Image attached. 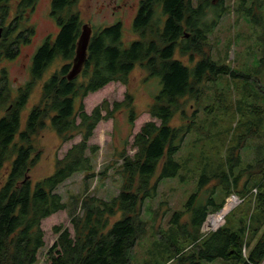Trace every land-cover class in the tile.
Masks as SVG:
<instances>
[{
	"label": "trees",
	"instance_id": "16d2710c",
	"mask_svg": "<svg viewBox=\"0 0 264 264\" xmlns=\"http://www.w3.org/2000/svg\"><path fill=\"white\" fill-rule=\"evenodd\" d=\"M37 1L0 0V113L4 112L0 117V264L37 263L45 247L43 221L66 209L59 187L76 174H86V180L95 176L99 147L90 146L89 140L96 127L122 109H129L131 125L136 120L131 95L112 106L105 100L90 114L84 100L111 83L127 85L135 67L142 65L148 78L158 79L160 89L149 109L153 120L134 136L135 154H128L126 143L120 155V192L110 199L84 197L81 214L72 213L70 217L74 234L63 225H55L57 238L48 251L49 264H134L133 251L145 232L140 209L157 197L162 181L175 178L185 168L178 156L197 124L195 119L175 127L173 119L179 113L187 116L185 103L199 102L206 85L242 77L228 64L214 61L204 48L221 13L209 21L200 0H143L133 24L139 39L126 45L121 22L98 28L83 72L69 81L67 76L83 26L80 13L73 10L79 0H51L50 15L58 34L54 39L47 37L38 47L29 81L14 89L8 70L1 64L14 60L21 46L32 41L35 29L29 22ZM177 53L187 57L190 65L176 58ZM57 59L66 64L45 81L40 102L30 111L22 129V111L35 84ZM203 111L210 114L213 106H205ZM48 121L64 143L78 136L81 141L57 160L52 175L33 184L29 173L40 158L33 137ZM257 151L262 156L242 169L239 155L228 156L229 173L214 176L219 188L207 195L192 217L193 249L189 254L177 249L175 264H203L218 259L231 264H264V152L259 148ZM8 163L10 167L2 177ZM243 177L246 181L242 193L257 190L253 206L250 202L247 210L232 211L221 228L200 238L209 215L223 208L226 197L238 191ZM212 178L200 176L201 192ZM218 191L223 197L219 204L215 201ZM195 197L196 194L192 199ZM118 214L120 219L111 224ZM181 214L176 212L172 217V224L180 230L184 227L179 223Z\"/></svg>",
	"mask_w": 264,
	"mask_h": 264
},
{
	"label": "rangeland",
	"instance_id": "374dc122",
	"mask_svg": "<svg viewBox=\"0 0 264 264\" xmlns=\"http://www.w3.org/2000/svg\"><path fill=\"white\" fill-rule=\"evenodd\" d=\"M200 1L207 9L206 18L209 21L221 13L218 24L208 35L205 51L214 61L228 64L242 77L233 81L222 79L206 85L204 97L199 102L185 103L183 108L187 116L179 113L173 119L172 125L175 127L195 119L197 124L178 156L182 163L185 162V168L175 178L162 181L157 197L146 201L140 209L145 232L133 251L134 264H175L177 249H182L183 254H189L193 249L190 237L194 232L192 217L196 210L201 208V202L205 203L207 195L219 188L214 176L222 172L229 173L228 156L239 155L242 169L248 164H254L262 156L257 148L259 152H264V0ZM50 4L51 0L37 1L29 22L35 29L32 41L21 46L14 60H5L1 64V68L8 70L14 89L29 81L32 58L38 47L47 37L54 39L58 33V27L50 16ZM138 5L139 0H79L73 10L80 13L83 25L92 26L93 34L98 28L113 25L121 20L123 41L128 45L139 39L133 30L132 22ZM14 13L13 9L11 17ZM253 15L257 17L253 19ZM176 58L190 65L187 57L182 58L177 53ZM65 64L66 62L57 59L36 82L28 104L22 111V129L25 128L30 111L40 102L45 81ZM129 78L127 85L111 83L84 100L86 112L90 114L105 100L112 106L114 102H123L127 95H131L136 120L131 125L129 109H122L113 119L103 121L96 127L89 140L90 146L99 147L94 164L95 176L86 180V174H76L59 187L58 192L66 203V209L43 221L45 247L40 251L36 264H49L48 251L57 238L53 232L55 225H63L74 234L70 217L72 213L81 214L80 206L84 197L110 199L120 192L122 180L117 173L121 164L120 155L125 152L126 143L129 144L128 154H135L132 147L134 136L146 122L153 120L149 109L160 89L158 79L148 78V72L142 65H137ZM208 105L213 106V112L210 114L203 111ZM2 116L4 112L0 113V117ZM80 141L81 136H78L64 143L48 121L46 127L33 137L34 148L40 154L39 161L29 173L33 184L52 175L57 160L64 158L67 151ZM9 167L10 163L4 168L2 177ZM202 174L213 178L210 179L211 183L207 189L201 192L198 181ZM245 181L246 177H243L238 191L231 194L238 198V204L229 213L247 210L250 202L253 206L257 190L242 193ZM194 194L196 197L192 199ZM230 196L226 197L225 203ZM222 199V193L218 191L216 203L219 204ZM176 212L182 213L179 222L180 226H184L182 230L172 224V217ZM214 214L216 213L211 216ZM120 217V214L113 217L111 224ZM224 219L225 224L226 217ZM220 221V216L215 215L208 223L214 227ZM211 232V229H201L200 238ZM203 264L231 263L218 259Z\"/></svg>",
	"mask_w": 264,
	"mask_h": 264
},
{
	"label": "water",
	"instance_id": "95a60500",
	"mask_svg": "<svg viewBox=\"0 0 264 264\" xmlns=\"http://www.w3.org/2000/svg\"><path fill=\"white\" fill-rule=\"evenodd\" d=\"M165 1V0H163ZM93 36V29L91 25H83L81 34L76 44V53L73 60L72 68L67 76L69 81L77 79L83 72L88 61V50ZM189 37V34L186 36Z\"/></svg>",
	"mask_w": 264,
	"mask_h": 264
},
{
	"label": "built area",
	"instance_id": "2783aa9c",
	"mask_svg": "<svg viewBox=\"0 0 264 264\" xmlns=\"http://www.w3.org/2000/svg\"><path fill=\"white\" fill-rule=\"evenodd\" d=\"M232 202H234L235 204H234V207L238 204V198L235 196V195H231L228 199H227V201H226V203H225V206H223V208L219 211V212H217L216 214H219V213H221L224 209H225V207H226V205L227 204H229V203H232ZM233 209V208H232ZM232 209H230L229 210V212L232 210ZM228 212V213H229ZM227 216V215H226ZM211 217V215H209V217L207 218V220H206V225H205V227H204V224H203V226H202V229L205 231V230H207V229H211V231H216V230H218L221 226H223V224H224V222H223V219L219 222V223H217V225L216 226H214V227H211V225H210V223H208V220H209V218ZM225 218V217H224ZM204 227V228H203Z\"/></svg>",
	"mask_w": 264,
	"mask_h": 264
},
{
	"label": "bare ground",
	"instance_id": "6f19581e",
	"mask_svg": "<svg viewBox=\"0 0 264 264\" xmlns=\"http://www.w3.org/2000/svg\"><path fill=\"white\" fill-rule=\"evenodd\" d=\"M234 204H235L234 202L227 204L226 207H225V209H224L221 213H219V214H214V215H212L211 217H213V216H215V215H219L220 218H221V220L223 219V222H224V221H225L224 217H226V215L228 214L229 210L232 209V208L234 207ZM211 217H210V218H211ZM210 218H209V219H210ZM208 221H209V220H208Z\"/></svg>",
	"mask_w": 264,
	"mask_h": 264
},
{
	"label": "flooded vegetation",
	"instance_id": "af4514ba",
	"mask_svg": "<svg viewBox=\"0 0 264 264\" xmlns=\"http://www.w3.org/2000/svg\"><path fill=\"white\" fill-rule=\"evenodd\" d=\"M143 0H139V5H138V10L135 12V16H134V18H133V20H132V22H133V24H134V21H135V18H136V16H137V14H138V12H139V9H140V6H141V2H142ZM220 1H222V0H220ZM51 16V15H50ZM118 22H121L122 24H123V22L120 20V21H118ZM56 23V22H55ZM58 27V26H57ZM92 27V26H91ZM58 31H59V29H58ZM185 32V31H184ZM58 34V33H57ZM57 36V35H56ZM55 36V37H56ZM187 38V37H186ZM189 38V37H188Z\"/></svg>",
	"mask_w": 264,
	"mask_h": 264
}]
</instances>
